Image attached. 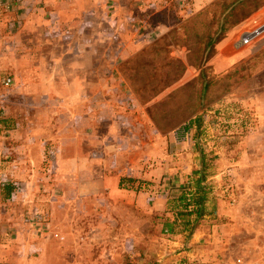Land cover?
<instances>
[{"label":"rangeland","instance_id":"1","mask_svg":"<svg viewBox=\"0 0 264 264\" xmlns=\"http://www.w3.org/2000/svg\"><path fill=\"white\" fill-rule=\"evenodd\" d=\"M190 2L193 9L194 0ZM228 2L207 0L199 10H186L176 26L116 63L118 73L111 76L118 88L111 96L115 97L114 108L120 115L117 119L122 121L118 123L122 136L111 139L105 131L103 137H98L101 128L97 121L93 155L107 159L111 167L125 151L127 142L135 140L143 145L144 169L142 177L130 178L138 185L119 186L116 193L120 194L112 197L102 186L84 184L79 194L74 192L75 187L64 183L53 167L51 154L45 153L40 169L30 171L28 184L24 180L27 171L14 166L9 152L20 130L36 129L42 124L46 132L54 128L63 131L72 128L73 122L64 116L52 122L43 116V122L35 121L36 118L27 120L29 111L27 117L22 115L24 101L18 87L29 77L23 72L30 62L27 57L39 56L40 52L46 55L51 49L46 43L42 51L32 53V43L18 36V26H9L7 17L0 15V232L4 233L0 237L14 240L12 243L17 246L10 262L9 257H1L7 261L3 264H165L170 252L163 249L169 237L167 231L163 233L167 227L163 225L172 219V212L171 206L161 200L171 194L169 185L177 175L168 174L170 170L156 172V168H163L168 147L176 152L175 162L197 166L194 179L204 166L208 198L220 189L223 201L235 206L234 217L226 227L229 232L224 238L219 231L215 235L222 237L219 240L226 254L213 263L262 253L264 32L248 44L242 43V36L264 23V2L256 12L224 32L220 41L206 45L207 38L220 25L222 5ZM7 79L10 83L5 85ZM195 118L200 120L198 128L185 129ZM135 130V138L127 134ZM151 135H158L162 141L156 160L147 150ZM113 142H117V148ZM178 144L184 147L182 152L181 148L176 150ZM157 162H161L159 166ZM236 163L239 166L235 168L241 171L236 176L240 187L233 185L232 176L219 187L207 182L217 168ZM151 171L156 175L144 177ZM88 173L91 171L83 172L81 182L89 176L95 179ZM66 174L67 181H72L71 171ZM6 184L11 187L8 197ZM177 188L176 195L179 189L187 194L190 191L188 185ZM240 190L246 195L239 196ZM134 192L146 196L143 207L131 198ZM235 197L243 201L236 203ZM19 228L23 230L20 235ZM28 228L33 238L24 234ZM190 238L182 236L185 242ZM27 239L34 240L32 245Z\"/></svg>","mask_w":264,"mask_h":264},{"label":"crops","instance_id":"2","mask_svg":"<svg viewBox=\"0 0 264 264\" xmlns=\"http://www.w3.org/2000/svg\"><path fill=\"white\" fill-rule=\"evenodd\" d=\"M206 2L207 0H194L192 9L191 3L182 5L180 0H0V15L7 17L9 26L15 29L18 26V36L23 37L25 42L32 43V53L42 51L46 43L51 49L46 55L40 52L39 56L32 54L27 57L30 62L23 72L29 74V77L26 76L27 79L18 87L24 101L22 115L27 117L29 111L27 120L36 118L35 121L43 122V116L52 122L64 116L73 122L72 128L63 131L54 128L53 131L46 132L42 124L36 129L19 131L20 136L15 137L12 143L15 146L11 147L12 152L9 154L14 157L13 164H17L16 169L27 171L24 175L25 183L28 184L30 171L41 168L46 153L51 154L53 167L60 173L61 180L74 186V192L78 194L84 184L102 186L109 192V196L120 194L116 191L124 184L138 185V181L130 178H140L143 175L142 142H127L125 151L114 159L111 167L107 159L96 158L92 151L97 137V121L101 128L98 137H103L105 131L106 137L111 139L122 136L118 131L121 128L118 123L122 124V121L117 119L120 115L114 108L117 105L114 103L115 97L111 96L118 85L111 75L118 73L116 63L119 60L133 56L144 44L157 40L176 26L178 17L186 14V10H199ZM64 74L67 76H63ZM127 134L135 138L137 131H127ZM151 138V146L147 150L149 154L152 153L153 160H156L162 141L158 135H151ZM48 144L51 147H47ZM113 147L117 148V142H113ZM171 148L167 149L163 168H156V172L170 170L168 174L177 175L169 185L171 194H166L161 200L164 204L173 201L172 198L177 196V187L190 186L187 196L191 195L194 176L197 174V166L194 164L175 162L176 152ZM179 148L182 152L184 147L178 144L176 150H180ZM110 150L113 152L112 146ZM101 152H105V149ZM133 153L136 154L135 158ZM188 157L187 155L186 159ZM157 163L159 166L161 162ZM236 166L239 164L217 168L207 182L215 183L219 187L223 180L232 176L233 185L240 187L236 176L241 171ZM69 170L72 181H67L66 173ZM85 170L91 171L95 179L89 176L90 179L81 182ZM153 172L148 175L146 172L144 177L156 175ZM6 185L4 186L8 188L9 185ZM242 193L240 190L239 196L246 195ZM133 195L135 197L131 198L136 200L137 206L143 207L147 201L146 196L138 192ZM222 197L219 189L208 198L205 206L210 214L198 222L188 242L183 241L181 235H169L166 246H163L165 251L170 252L165 264H214L217 257L226 254L220 240L229 232L226 227L234 217L235 206L230 207ZM238 200L243 201L237 198L236 203ZM166 226L167 224L163 225V228ZM233 230L234 227L230 231L231 235ZM165 231L167 230L164 229L163 233ZM217 231L223 233V236L215 237ZM17 232L20 235L23 230L19 228ZM25 233L31 236L29 228ZM23 238L22 235V240ZM27 241L31 245L34 242L33 239ZM12 242L14 240L6 241L0 237V264L7 262L1 257H9L10 262L13 258L11 253H16L17 246ZM24 246L27 248L28 245Z\"/></svg>","mask_w":264,"mask_h":264},{"label":"trees","instance_id":"3","mask_svg":"<svg viewBox=\"0 0 264 264\" xmlns=\"http://www.w3.org/2000/svg\"><path fill=\"white\" fill-rule=\"evenodd\" d=\"M263 2L264 0H229L228 3L223 4L220 25L214 35L207 38L206 45L220 41L224 32L256 12L262 7ZM199 121V118L189 121L185 129L194 126L198 128ZM202 167L199 176L197 175L194 179L193 193L191 195L187 196L185 190L179 189L177 196L172 198L173 201L166 202L167 204H171L170 211L173 215L170 221L167 220L169 223H167L166 230L170 236L181 235L186 236L188 239L192 235L194 228L198 225V222L210 214L207 212L205 206L208 202L209 188L205 185V168L204 166ZM10 191L11 188H6L7 197Z\"/></svg>","mask_w":264,"mask_h":264},{"label":"built area","instance_id":"4","mask_svg":"<svg viewBox=\"0 0 264 264\" xmlns=\"http://www.w3.org/2000/svg\"><path fill=\"white\" fill-rule=\"evenodd\" d=\"M193 0H180V3L182 5L184 4H190ZM264 32V23L255 29L251 31H247L243 34L242 43L248 44L250 41L254 40L256 37H258L260 34ZM10 83V80H5V85H8ZM264 248V247H263ZM223 264H264V249L262 250V253H260L259 256H251L249 258L237 256L231 261L223 262Z\"/></svg>","mask_w":264,"mask_h":264}]
</instances>
